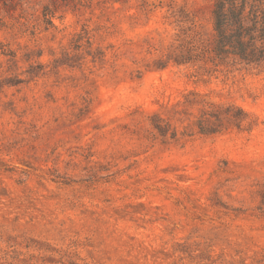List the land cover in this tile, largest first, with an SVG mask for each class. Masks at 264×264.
<instances>
[{"label": "rangeland", "instance_id": "374dc122", "mask_svg": "<svg viewBox=\"0 0 264 264\" xmlns=\"http://www.w3.org/2000/svg\"><path fill=\"white\" fill-rule=\"evenodd\" d=\"M243 1L264 16V0ZM213 2L0 0V250L32 240L77 264H264V62L155 69L209 43ZM188 91L242 110L250 130L162 140L150 115Z\"/></svg>", "mask_w": 264, "mask_h": 264}, {"label": "trees", "instance_id": "16d2710c", "mask_svg": "<svg viewBox=\"0 0 264 264\" xmlns=\"http://www.w3.org/2000/svg\"><path fill=\"white\" fill-rule=\"evenodd\" d=\"M119 1V0H115ZM212 37L209 43L195 46L190 42L182 44L179 48L182 54L169 58L166 64H158L155 69L163 70L168 64L179 67L196 62L225 60L233 58L250 65H260L264 62V16L246 12L243 0H214L211 10ZM88 55L93 60H102L104 55L100 47L92 49L94 36L84 30ZM4 57L14 61L15 55L6 52ZM14 63H16L14 61ZM226 109H221L207 101L204 96L188 91L182 102L166 107V113H152L149 117L151 129L162 140L176 142L180 138H191L198 134L214 136L228 129L248 131L250 125L246 123L247 114L238 109L236 116L229 117ZM220 110H224V117ZM223 118L231 123L230 128L223 125ZM174 124H180L179 130ZM2 238L0 237V240ZM12 241V242H10ZM4 241L7 249L0 250V264H77L66 255L60 253L49 245H40L32 240ZM17 248V249H16ZM58 256L55 260L53 257Z\"/></svg>", "mask_w": 264, "mask_h": 264}]
</instances>
